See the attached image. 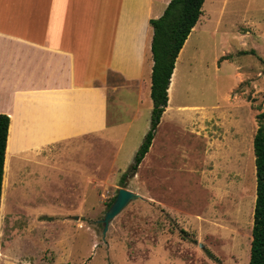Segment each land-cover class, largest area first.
Segmentation results:
<instances>
[{
	"label": "rangeland",
	"instance_id": "rangeland-1",
	"mask_svg": "<svg viewBox=\"0 0 264 264\" xmlns=\"http://www.w3.org/2000/svg\"><path fill=\"white\" fill-rule=\"evenodd\" d=\"M170 82L152 145L123 184L149 129L152 100L150 87L109 91L114 167L105 163L111 149L98 141L93 189L90 166L80 164L74 146L56 164L82 168L78 198L72 174L44 166L27 174L25 138L11 130L0 264H249L252 141L264 127V0H204ZM117 84L109 75L108 88ZM120 188L138 197L103 234L107 205Z\"/></svg>",
	"mask_w": 264,
	"mask_h": 264
},
{
	"label": "crops",
	"instance_id": "crops-1",
	"mask_svg": "<svg viewBox=\"0 0 264 264\" xmlns=\"http://www.w3.org/2000/svg\"><path fill=\"white\" fill-rule=\"evenodd\" d=\"M170 1L0 0V114L9 117V135L14 129L17 140L25 138L29 176L38 166L72 174L73 194L82 196V168L56 164L74 146L80 164L90 166L93 189L95 141L111 149L105 163L114 167L109 96L150 87L149 21ZM109 75L120 84L109 89Z\"/></svg>",
	"mask_w": 264,
	"mask_h": 264
},
{
	"label": "trees",
	"instance_id": "trees-1",
	"mask_svg": "<svg viewBox=\"0 0 264 264\" xmlns=\"http://www.w3.org/2000/svg\"><path fill=\"white\" fill-rule=\"evenodd\" d=\"M204 0H171L161 17L149 21L152 29L150 52L153 61L150 97L152 110L149 129L135 153L133 163L122 174L119 182L133 176L148 153L155 137L160 119L167 107L168 87L178 57L191 30L196 25ZM263 115H259V119ZM9 117L0 114V201ZM256 174V198L253 211L249 264H264V127L259 125L252 141ZM115 196L110 200V207ZM184 233L185 231H181Z\"/></svg>",
	"mask_w": 264,
	"mask_h": 264
},
{
	"label": "water",
	"instance_id": "water-1",
	"mask_svg": "<svg viewBox=\"0 0 264 264\" xmlns=\"http://www.w3.org/2000/svg\"><path fill=\"white\" fill-rule=\"evenodd\" d=\"M137 197L138 195L124 188H120L117 190V194L112 204L105 212L103 220H102L103 234H105V232L107 231L108 225L112 221V219L116 215H118L129 202L135 200Z\"/></svg>",
	"mask_w": 264,
	"mask_h": 264
},
{
	"label": "bare ground",
	"instance_id": "bare-ground-1",
	"mask_svg": "<svg viewBox=\"0 0 264 264\" xmlns=\"http://www.w3.org/2000/svg\"><path fill=\"white\" fill-rule=\"evenodd\" d=\"M171 83V82H170ZM170 84L168 87V93L170 91ZM8 157H9V141L7 140V146H6V154H5V163H4V170L6 171V167L8 166ZM1 210V209H0ZM0 258H1V254H0ZM1 260V259H0Z\"/></svg>",
	"mask_w": 264,
	"mask_h": 264
}]
</instances>
